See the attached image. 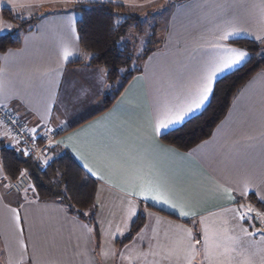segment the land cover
<instances>
[{"label":"crops","instance_id":"1","mask_svg":"<svg viewBox=\"0 0 264 264\" xmlns=\"http://www.w3.org/2000/svg\"><path fill=\"white\" fill-rule=\"evenodd\" d=\"M85 1L133 11L167 8L159 42L99 113L113 88L79 44V15L69 6ZM3 9L32 22L19 27ZM14 31L19 46L0 54V104L31 129L63 128L51 156L68 151L98 182V239L94 226L63 204L38 199L31 187L10 192L0 157V264H109L114 251L120 264H264V71L240 88L212 134L189 150L160 139L181 124L153 131L157 110L193 88L217 45L246 51L231 41H264V0H0V34ZM226 31L236 34L222 40ZM238 67L217 74L214 83ZM1 141L22 150L0 122ZM149 165L177 208L129 195L139 190L138 171ZM181 208L187 216L179 215ZM140 213L142 225L116 249Z\"/></svg>","mask_w":264,"mask_h":264},{"label":"trees","instance_id":"2","mask_svg":"<svg viewBox=\"0 0 264 264\" xmlns=\"http://www.w3.org/2000/svg\"><path fill=\"white\" fill-rule=\"evenodd\" d=\"M69 9L79 13L75 27L80 47L89 55L88 64L103 67L106 71V79L112 88V84L121 79V84L114 89L111 98L105 99L99 113L110 106L128 80L139 69L137 66L127 75L120 73L122 67L130 66L133 54L129 44L124 47L119 46V41L128 27L131 24H139V17L132 14L126 5L108 1L78 2L70 5ZM2 15L6 19L18 22L22 28L32 22L12 17V12L8 9H3ZM231 42L245 49L249 53V58L238 68L219 77L214 83V90L206 106L178 127L161 134L160 139L163 142L180 150H189L207 139L226 114L233 96L256 72L264 71V54L261 53L264 49V41L239 38ZM19 44L20 40L14 37L12 32L0 34V54ZM153 47L152 45L146 47L145 51L137 57L138 60H143ZM0 157L7 176L15 178L22 170H27L31 179L30 187L38 199L63 204L71 214L91 223L98 239L94 224L98 182L75 161L68 151H55L45 164H37L25 157L23 150H17L1 141ZM142 222L143 216L140 213L129 232L118 241L119 245L127 242L140 228Z\"/></svg>","mask_w":264,"mask_h":264},{"label":"snow or ice","instance_id":"3","mask_svg":"<svg viewBox=\"0 0 264 264\" xmlns=\"http://www.w3.org/2000/svg\"><path fill=\"white\" fill-rule=\"evenodd\" d=\"M235 34V31H226L221 36V39L227 40ZM216 47L219 49L217 55L210 62V65L205 69L193 88L190 89L183 98L179 99L175 105L166 106L163 109L157 110L156 122L153 127V131L156 135H160L161 130H168L175 125L182 124L190 113L200 109L214 90V78L217 74L238 67L248 56L246 51L236 48L226 47L224 45H217ZM64 55L67 56L69 53L65 52ZM32 131L35 132V129ZM17 143H19V141H17ZM28 154L27 151L24 152L25 156ZM84 167L88 168V165L85 164ZM88 171L91 172L93 176L96 175L91 168H88ZM100 178L103 179V177ZM137 179L139 181V190L130 191V196L140 197L145 201L151 199L155 203L168 205L173 209L177 208V204L170 199V190L166 181L158 174L154 165H149L147 169L141 168L138 171ZM224 191L231 197V192H229L228 189H224ZM261 199H264V197ZM249 211H251V209H249ZM179 215L184 217L187 216L188 213L181 208ZM192 215H195V213H192ZM257 215L260 214L257 213ZM243 218L242 215L241 219ZM244 231L246 233L248 232L247 229H244ZM248 234L255 235L254 233ZM205 243L207 245V237H205ZM206 253L210 255L207 248Z\"/></svg>","mask_w":264,"mask_h":264},{"label":"built area","instance_id":"4","mask_svg":"<svg viewBox=\"0 0 264 264\" xmlns=\"http://www.w3.org/2000/svg\"><path fill=\"white\" fill-rule=\"evenodd\" d=\"M0 122L8 135L14 141H19L18 144L22 147L23 153L25 151L29 153L25 157L37 164H45L49 160L51 146L63 132L61 126H46L35 129L33 132V129L26 126L12 109L4 104H0ZM3 181L10 192H23L31 186V179L27 170H22L15 178L5 175ZM259 223L264 225V216L259 220Z\"/></svg>","mask_w":264,"mask_h":264},{"label":"rangeland","instance_id":"5","mask_svg":"<svg viewBox=\"0 0 264 264\" xmlns=\"http://www.w3.org/2000/svg\"><path fill=\"white\" fill-rule=\"evenodd\" d=\"M167 8H163V6L157 5L156 7L150 9H144L140 11H133L130 12L137 17H139V24H131L125 35L120 39L119 46L124 47L125 45L129 44L130 50L133 54L132 62L130 66L120 69V73L122 75H127L129 71L135 69V67L140 66L141 61L138 60V56H140L144 51L145 48L148 46H156V42H159L165 28L167 18L165 17L167 14ZM76 12V11H75ZM79 15V13H78ZM12 17H18L16 14H12ZM28 22V21H27ZM17 26L21 27L19 23H16ZM76 28V27H75ZM13 36L16 37L15 31L12 32ZM128 39V40H127ZM156 41V42H155ZM155 42V44H150ZM150 44V45H149ZM264 54V49L261 51ZM121 84V79H118L114 82L113 85V93L114 89L119 87ZM50 159V158H49ZM29 189V188H28ZM262 219L260 216L259 220ZM115 245L116 249L120 247L119 243L116 242ZM109 264H120L119 262V254L117 251L111 252L109 257Z\"/></svg>","mask_w":264,"mask_h":264},{"label":"water","instance_id":"6","mask_svg":"<svg viewBox=\"0 0 264 264\" xmlns=\"http://www.w3.org/2000/svg\"><path fill=\"white\" fill-rule=\"evenodd\" d=\"M19 157H20V155H19ZM22 158V157H21ZM23 159H24V157H23ZM25 160V159H24Z\"/></svg>","mask_w":264,"mask_h":264}]
</instances>
